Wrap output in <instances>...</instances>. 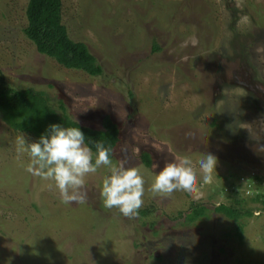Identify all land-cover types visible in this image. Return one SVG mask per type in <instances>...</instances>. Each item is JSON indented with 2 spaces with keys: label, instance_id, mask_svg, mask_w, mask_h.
<instances>
[{
  "label": "rangeland",
  "instance_id": "374dc122",
  "mask_svg": "<svg viewBox=\"0 0 264 264\" xmlns=\"http://www.w3.org/2000/svg\"><path fill=\"white\" fill-rule=\"evenodd\" d=\"M61 2L69 38L87 46L102 75L38 54L22 31L28 0H0V76L13 89L43 92L83 126L100 130L109 115L120 131L112 166L138 169L143 203L134 217L105 207L111 169L103 165L76 189L83 203H64L53 179L27 171L35 138L0 117V264H264V207L249 199L264 196V183L248 182L264 180V0ZM208 155L216 164L205 184L199 164ZM182 156L196 188L152 192L155 175ZM232 190L251 217L214 213ZM197 204L206 218L175 221Z\"/></svg>",
  "mask_w": 264,
  "mask_h": 264
},
{
  "label": "trees",
  "instance_id": "16d2710c",
  "mask_svg": "<svg viewBox=\"0 0 264 264\" xmlns=\"http://www.w3.org/2000/svg\"><path fill=\"white\" fill-rule=\"evenodd\" d=\"M27 25L23 28L25 37L35 46L38 54L48 57L64 69L86 73L91 77H99L103 71L97 63L96 58L89 52L87 46L80 42L72 41L66 27L62 24V2L61 0H28L25 11ZM159 47L154 44L153 51ZM59 110V112L57 111ZM0 117L2 122L14 132L25 133L35 138L46 132L51 124H59L62 127L76 126L85 134L86 144L92 149L95 155V144L103 142L111 149L110 157L114 156L119 144V128L109 115L103 117L101 129L96 130L73 121L61 104L58 109L53 108L49 99L43 92H36L32 89L16 90L6 84L0 76ZM142 163L150 167L152 162L149 154L142 152ZM262 185L264 180L259 177H249L248 182ZM251 186V185H249ZM234 189V186H231ZM231 191L227 197L229 204H219L213 208L214 213L226 218L238 221L246 216L251 217L252 211L244 210L243 205L246 198L238 196L240 192ZM246 199V200H245ZM251 201H260L264 207V196L253 192L249 198ZM150 212L143 210L139 214L146 216ZM209 210L206 205H191L187 212L177 214V219H183L186 225H192L208 216ZM154 224H151L153 227ZM241 226L237 228L240 237ZM28 244H25L27 251ZM34 247V246H32ZM24 251L25 255L26 252Z\"/></svg>",
  "mask_w": 264,
  "mask_h": 264
},
{
  "label": "clouds",
  "instance_id": "9594fccd",
  "mask_svg": "<svg viewBox=\"0 0 264 264\" xmlns=\"http://www.w3.org/2000/svg\"><path fill=\"white\" fill-rule=\"evenodd\" d=\"M32 158L27 171L32 175L53 179L64 203H83L85 194L76 189L84 183L83 177L95 173L101 165L111 169V175L104 178L100 195L104 206L117 208L125 217H134L141 207L144 194V179L136 167H113L111 149L103 142L95 144V161L92 149L86 144L85 134L79 127H62L51 124L35 142L27 145ZM216 160L208 155L199 164L202 182L207 184L213 178ZM198 184L192 161L182 156L175 163H167L155 175L151 191L170 194L174 191H192ZM72 191H69V190Z\"/></svg>",
  "mask_w": 264,
  "mask_h": 264
}]
</instances>
